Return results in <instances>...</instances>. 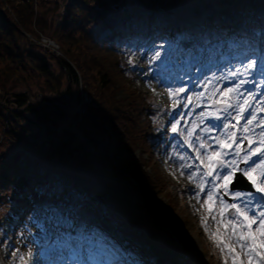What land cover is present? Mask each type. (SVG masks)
Returning a JSON list of instances; mask_svg holds the SVG:
<instances>
[{"label": "trees", "instance_id": "obj_1", "mask_svg": "<svg viewBox=\"0 0 264 264\" xmlns=\"http://www.w3.org/2000/svg\"><path fill=\"white\" fill-rule=\"evenodd\" d=\"M36 3L37 0H0V58L11 64L0 72V139L17 147L10 153H0V192H7L10 199L0 201V210L12 203L0 219V251L4 236L17 237L14 247L22 242L21 234L27 233L28 226L24 222L17 224L14 216L34 210L28 189L37 196L40 186L48 191L44 193L48 200L43 203L62 210L77 227L89 224L103 231L95 222V216H100L119 234L169 248L168 237L141 221L144 202L133 199L139 196L138 188L165 220L168 213L164 209L176 204L168 192L170 184L153 164V155L162 149L161 141L170 123L168 108L153 106L156 91L142 95L143 84L154 78L149 70H138L137 59L152 44L175 49L187 38L200 44L220 36L223 40L241 38L252 42L247 33L254 31L264 42V0H194L189 11L175 12L172 5L158 12L147 4L140 9L119 8L114 0H103L95 6L90 0H70L53 24H44L37 17ZM36 23L50 32V38L75 69L64 59L44 52L60 66V74L54 75L48 60L28 49L37 46L26 37L36 35ZM91 23L95 25L90 27ZM184 57L179 53L176 58ZM27 67L50 89L59 90L61 75L76 86L79 78L96 104V117L109 123L112 142L96 122L81 119L80 136L66 128L62 134L72 136L73 149L84 157H74L65 166L52 161V155H57L63 162L71 151L64 141L55 138L50 125L53 117L65 116L67 103L43 94L31 101L27 92H12L8 87L11 78H17L16 73ZM69 92L67 85L65 93ZM5 96L12 97L16 108L6 107L9 100ZM122 185L124 192L126 188L136 191L133 198L129 193L124 198L119 195ZM17 188L20 193L15 192ZM159 193L168 198L169 208L154 200ZM24 206H28L27 210ZM33 217L43 220V209L26 216L28 222ZM168 223L174 230L173 223ZM107 238L113 240V234ZM182 251L187 262L195 264L188 257L194 254L191 247L184 245Z\"/></svg>", "mask_w": 264, "mask_h": 264}, {"label": "rangeland", "instance_id": "obj_2", "mask_svg": "<svg viewBox=\"0 0 264 264\" xmlns=\"http://www.w3.org/2000/svg\"><path fill=\"white\" fill-rule=\"evenodd\" d=\"M70 0H37V3L35 4V12L38 18L44 21V24H53L55 21H57L58 15L60 14L63 5ZM103 0H90V3L92 6L97 5L98 3H101ZM36 2V1H35ZM116 7L119 8H142L144 4H147L149 6H152L154 10L158 12H164L165 9L172 5L173 11L176 10L181 11H189L191 8V4L194 2V0H114ZM111 6L112 4H108ZM238 6H240V3H237ZM37 19V18H36ZM41 24L36 23V35L32 36H26L28 37V40L32 39L33 41H37L40 45V47L43 49L41 44L43 46H47V44L44 42L42 43L41 39L46 38L47 40H52L50 37V32L46 30L44 27L40 26ZM95 24H90V27H93ZM31 29L33 27L31 26ZM238 41V40H237ZM237 41L234 44L233 50L239 51V48L237 46ZM36 44L38 45V43ZM55 47H57V52H53L56 58H62L65 61L70 64L72 69H75L73 65L70 63L69 60L65 58L62 51H60L59 46L57 42L53 40ZM190 43L188 41L185 43L184 46H187ZM192 44V43H190ZM262 47L263 45L260 44ZM41 48L38 46H29L28 49L32 52H35L37 54L42 55L46 60H48L50 64L51 71L54 75H59L61 70L58 62L55 59H52L41 51ZM244 49V48H243ZM259 43H257L254 47H252L250 50L251 58H257L259 57ZM156 51H159L161 53V56L157 60H152L151 57L154 55ZM246 51V52H248ZM46 53V52H45ZM57 53V54H56ZM256 53V54H255ZM173 54L171 53V48L168 47L166 44H152L147 50H144L141 55H139V60L137 59L136 66L139 68H143L144 70H152V79L149 82L144 83L141 89L142 95L144 93H153L156 91L157 98L154 102L153 106L156 105L161 108H168V113L170 111V108L174 111L176 110V117L175 119H169L170 123L168 125V130L166 133H164V137L161 141L162 149L155 151L153 158V164L156 167L158 171H160L163 176L166 178V182L170 184L168 187V192L175 198L176 204L174 206H171V209H164L167 211V218L166 220L163 218L162 215L158 212V210L153 207L148 200L139 192V189L137 188L139 196L137 198H133V195L136 193V191L131 190L130 188H126V191H122L124 185L120 187L119 195L124 198L127 193L128 196L131 195L133 199L142 200L144 204H141L142 209V217L141 221L147 222L152 229H156L159 233H162L164 236L168 237L170 241L169 248H150L151 253H153L155 256L159 257H166L165 254L170 253L169 258L172 260L168 261V264H189V260L187 262V257L183 255L182 249H184V245L190 246L194 254L188 255L190 259H192L195 264H222V257L219 253V250L216 249L210 239L211 234L216 231L217 225L215 222L211 220L209 217V214L207 211L201 207L203 203V199L197 201L194 196L199 189L197 188V184L199 183V177L206 171L205 164L206 162L202 161L201 159L197 158V152L195 151L196 148L199 147L200 141H195V137L197 135H200L202 139H207V137H216L220 136L222 139L223 132L220 129H216L213 132L210 133H203L201 129L205 128V126L209 125L207 124V120L210 119V115L215 114H221L223 115L222 108L223 105H221L220 108H217L216 105H212V102L217 103V101L222 100L223 98L219 96L218 90H222L223 87L231 86L232 81L227 79H217L223 76H226L230 71H233L236 67L240 66L242 63L246 61H240L232 63L231 65H228L225 68H218L214 67L212 72L206 75L202 80L194 83L193 88L187 89L186 83H179V81H175L177 77L174 75H169L168 72L165 70V67L168 64H175L173 57H171ZM9 60L3 58H0V72L3 71L4 67L10 66ZM174 69L176 70V66H174ZM158 72L157 74L155 72ZM155 73V74H154ZM17 78L13 77L11 78L10 83L8 84V87L11 88L12 92H27L28 96L30 97L31 101H34L37 96L40 94H43L44 96L50 98V99H57V100H65L67 103V106L65 107L64 113L65 116L63 117H53L50 123L51 128L54 131V136L58 140L64 141L67 149H71L70 153L68 154L66 160L62 162V160H58L57 155H52L51 159L54 162H58L65 166L66 164L70 163L74 157L83 158L84 156L80 153H78L76 150L73 149L74 140L72 136H68L66 133L62 134V129L66 128L68 129L71 134L74 136H80V120L85 119L88 120V123L91 121L89 118H87L86 114L92 117H96L98 114L95 113V111L87 110V104L85 103V93L89 94L91 97V93L86 89L82 83L80 82L78 78V84L77 86L74 84H70V82L67 81L66 77L61 75V87L59 90L50 89V86L47 85V83L43 80L42 77L35 74L33 71H31L28 67L25 70H20L17 73ZM77 74V72H76ZM166 75L169 76V78H166ZM2 76V75H1ZM78 76V74H77ZM149 76V74H148ZM162 79L165 80V83H162ZM169 79V80H168ZM211 79V84L207 88L204 87V84ZM167 80V81H166ZM167 82V83H166ZM156 84V85H155ZM69 85L70 92L65 93L66 86ZM157 86V87H155ZM169 87H185L186 92L180 94L178 97H174L173 99H169L167 94V88ZM213 91H216V95H213ZM197 92H203L204 96L197 97L194 95V93ZM188 97H191V101L189 102ZM9 102L5 103L6 107L9 109L16 108L15 105L12 103V97L5 96ZM175 99L180 100V104L174 107V101ZM234 104L242 103L243 97H236L235 94H233L232 100L230 101ZM187 105L185 107L184 105ZM220 104V103H218ZM212 105V106H211ZM156 106V107H157ZM256 107H264V104L256 105ZM233 115L236 114L237 109L233 108L230 109ZM162 112V109L159 110V113ZM204 112L205 117H200V113ZM98 117V116H97ZM96 117V118H97ZM258 117L264 118V112L258 113ZM169 118V117H168ZM201 119H203V123H201ZM97 121L100 123V129L105 130L107 134L110 136L108 137L109 140L112 142L111 133H110V125L107 122H103L101 119L97 118ZM176 121H179V124L177 125V132L173 134L171 131V126L173 123H176ZM230 122L233 124L234 120H230ZM1 122H0V130H1ZM194 128L193 136L191 140L195 141V144L192 146H189V144L185 143V140L188 139L187 135V129ZM100 130V132H101ZM183 130V132L181 131ZM232 131V129H230ZM256 132H259V129H255ZM100 134V133H99ZM245 135V133H241L240 136ZM246 135L253 136V139H255V136L252 133H247ZM173 136L172 140H168L167 137ZM178 136L179 138L175 139V137ZM246 141V140H245ZM110 142V143H111ZM208 143L212 146L208 148V152H212L219 148V145L215 142L214 139H209ZM255 146V145H254ZM242 147V144H241ZM17 147L15 145H8L3 142V140L0 139V153H10L13 150H15ZM141 154V153H140ZM204 149H201L200 155L203 156ZM137 155V153H136ZM135 155V157H136ZM144 158H146L145 154H141ZM185 156L184 160L180 159V156ZM242 155V153H241ZM237 159L235 156L234 158L230 159ZM229 160V161H230ZM61 161V162H60ZM181 164H188L191 165L190 169H183L184 174L181 175ZM199 166V168H197ZM147 171V169H146ZM195 172L196 176L192 178V180H189L188 174L189 172ZM223 171V170H221ZM150 172V171H149ZM216 183H220L219 180L216 181ZM38 184V183H37ZM114 184L117 185V183L114 181ZM209 185L205 186L206 188ZM239 188H242L240 191H247L245 190L246 184L241 180L237 184ZM239 190V189H236ZM20 189L18 188L15 190L16 193L19 192ZM23 192V191H22ZM21 192V193H22ZM28 194H30L31 200H35V195L32 191L28 189ZM47 188L44 186H40L39 191L37 192V197H42L45 200H48L44 193H47ZM217 192L220 196H223V192L220 189H217ZM22 195V194H20ZM183 195V196H182ZM205 193H201V197H203ZM224 199L228 200L229 202H232L231 198L229 196H224ZM9 194L7 192H0V201H9ZM154 200L159 204V206L167 207L168 198L166 196H163L162 193H159L156 195ZM12 202V201H11ZM15 204H20L19 202ZM12 203L7 204L4 208H1L0 210V219L4 216L3 213L6 211V207L9 209L11 208ZM34 210H28L25 214L23 212L17 213L14 218L16 219L17 224H22V222L25 223V226L27 224V233L21 234V241L19 243V246L14 247L15 239L17 237H13L11 235L4 236L5 239L3 240L2 245L3 249L0 251V264H20V261L18 258H13L12 252L14 250H19L21 254H27L29 250L32 251V262L31 264H73L69 258V254L65 253V251L62 252L61 249H58L54 253V255L50 257H44L45 254L51 252L54 250V243L58 242L57 234L58 231L56 229L60 228L62 225V220H64V225L66 228H70L72 226V221L66 220L64 217V214L61 212L60 209H53L49 208L47 206L39 207L36 202L34 201ZM218 207V205H217ZM169 208V207H167ZM24 209V208H23ZM40 209H43V220H39L38 217H33L28 222V218L26 216H29L34 213V211H38ZM169 211V212H168ZM217 219H219L218 213H216ZM206 217V223L208 227V231L205 232L204 228L201 227L200 218ZM168 221H171L174 225V230H172V227L168 223ZM63 225V226H64ZM52 228H56L55 230ZM105 230L113 231V229L107 227V223L104 225ZM54 233V238L44 242L43 244L37 245V239L42 236L46 235L47 233ZM79 232H84L83 228H80ZM44 235V236H45ZM86 236H89V238L99 247L104 246L109 251L111 248L112 243H104L102 240L95 241L94 236H97V231H93V233L88 234ZM19 237V236H18ZM47 236L40 239V241H43ZM15 238V239H14ZM173 243V245H171ZM10 246V249L8 250V247ZM65 249V248H64ZM6 250L5 253H3ZM55 251V250H54ZM134 252L137 254V258H142L143 255L139 254L137 252V249L134 248ZM146 256V255H145ZM7 258V260L5 258ZM120 259V258H119ZM186 259V261H185ZM113 257L110 259H107L105 262L106 264H113L114 263ZM7 262V263H6ZM91 264H102V263H91ZM123 264H131V263H123ZM136 264V262L134 263ZM152 264H166L164 261H154ZM229 264H231V261H229Z\"/></svg>", "mask_w": 264, "mask_h": 264}, {"label": "snow or ice", "instance_id": "obj_3", "mask_svg": "<svg viewBox=\"0 0 264 264\" xmlns=\"http://www.w3.org/2000/svg\"><path fill=\"white\" fill-rule=\"evenodd\" d=\"M160 56L161 53L156 51L151 59L157 60ZM129 63L132 61L129 60ZM256 76L261 78L257 80ZM217 79L232 81L231 86L218 90L219 96L223 99L217 103L223 105V115H210V119L221 122L224 138L209 136L207 139H202L200 135L195 137V141H200L199 147L195 149L197 158L206 162V171L199 177V183L196 185L199 191L195 193L194 198L197 201L203 199L201 207L217 225L210 239L214 247L219 250L222 264H229V261L231 264H264V118L258 117V113L264 112V107H256L264 104V92H261V89H264V60L250 58L226 76ZM209 84L211 79L204 84V87L207 88ZM249 84L253 86L252 89L245 88ZM185 92V87L167 88L169 99ZM212 94L216 95V91ZM233 94L236 97H243V102L238 104L230 102ZM194 95L202 97L204 93L197 92ZM188 100L190 102L191 97H188ZM179 104L180 100L175 99L174 107ZM184 106L187 107L186 104ZM233 108L237 109L235 115L230 111ZM200 117H205V113L201 112ZM230 120H235L236 123L232 124ZM241 121H244L242 132L245 135L238 136L237 131L230 129H236ZM203 122L201 119V123ZM178 124L179 121L172 124L173 133L177 132ZM216 127V125H207L201 131L210 133L215 131ZM255 129H259V132ZM194 130V128L187 129L188 139L185 143L189 146L195 144V141L191 140ZM247 133H252L255 139L251 135H246ZM209 139H214L219 148L208 152V148L212 147L208 143ZM245 140L248 146L242 148L241 144ZM233 146H235L234 151H230L233 150ZM201 149H204L203 156L200 155ZM230 154L237 159L225 160L224 157ZM180 159L184 160L185 156L181 155ZM241 163L244 167L240 166ZM180 168L183 175V169H190L191 165L181 164ZM195 176V172L190 171L188 174L189 180ZM206 177H211V181L206 180ZM238 178H243L251 186L250 190H234L233 185ZM217 180L220 183H216ZM206 184L209 185L207 188ZM217 189L223 192V196L218 194ZM201 193L205 195L201 197ZM224 196H229L233 202L224 199ZM206 220V217L200 218L201 227L205 232L208 231ZM32 255L31 249L26 255L21 254L18 249L12 252L13 258H18L20 264H31Z\"/></svg>", "mask_w": 264, "mask_h": 264}, {"label": "built area", "instance_id": "obj_4", "mask_svg": "<svg viewBox=\"0 0 264 264\" xmlns=\"http://www.w3.org/2000/svg\"><path fill=\"white\" fill-rule=\"evenodd\" d=\"M28 36V35H27ZM31 41H33L32 39H30ZM41 41H42V43H46L47 44V46L45 47V46H43L42 44H41V46L43 47V50L46 52V53H49V54H52L53 56H55L54 55V53L53 52H57V47H55V44H54V42H53V40H47L46 38H42L41 39ZM34 43H36L35 41H33ZM38 43V42H37ZM38 45H40L39 43H38ZM57 54V53H56ZM84 97H85V103L88 105L87 106V110H93L94 108H96V105H95V103H94V101H93V99H92V96L90 97L89 96V94H86L85 93V95H84ZM86 116H87V118H89L91 121H94V122H96L98 125H100V123L97 121V119H95L94 120V118L92 117V118H90V116L88 115V114H86Z\"/></svg>", "mask_w": 264, "mask_h": 264}, {"label": "water", "instance_id": "obj_5", "mask_svg": "<svg viewBox=\"0 0 264 264\" xmlns=\"http://www.w3.org/2000/svg\"><path fill=\"white\" fill-rule=\"evenodd\" d=\"M213 105V104H212ZM211 105V106H212ZM243 180V178H238L235 182V184L233 185V188H238L237 184L239 183V181ZM248 189H249V186H248Z\"/></svg>", "mask_w": 264, "mask_h": 264}, {"label": "bare ground", "instance_id": "obj_6", "mask_svg": "<svg viewBox=\"0 0 264 264\" xmlns=\"http://www.w3.org/2000/svg\"><path fill=\"white\" fill-rule=\"evenodd\" d=\"M183 196V195H182Z\"/></svg>", "mask_w": 264, "mask_h": 264}]
</instances>
